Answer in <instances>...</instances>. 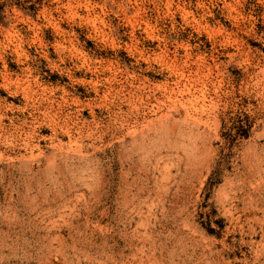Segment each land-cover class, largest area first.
<instances>
[{"label":"rangeland","instance_id":"374dc122","mask_svg":"<svg viewBox=\"0 0 264 264\" xmlns=\"http://www.w3.org/2000/svg\"><path fill=\"white\" fill-rule=\"evenodd\" d=\"M0 264H264V0H0Z\"/></svg>","mask_w":264,"mask_h":264},{"label":"trees","instance_id":"16d2710c","mask_svg":"<svg viewBox=\"0 0 264 264\" xmlns=\"http://www.w3.org/2000/svg\"><path fill=\"white\" fill-rule=\"evenodd\" d=\"M231 129L235 130L234 138H244V139H246L248 137V135H249L250 124H249L248 120H245V122L243 123L242 120L238 118L232 124ZM230 137H232V136L230 135ZM214 176H216L215 173H213L211 175L209 181H212L214 179ZM215 183H217V180H216ZM207 231L209 233L213 232L212 229H209Z\"/></svg>","mask_w":264,"mask_h":264},{"label":"bare ground","instance_id":"6f19581e","mask_svg":"<svg viewBox=\"0 0 264 264\" xmlns=\"http://www.w3.org/2000/svg\"><path fill=\"white\" fill-rule=\"evenodd\" d=\"M176 99V98H175ZM51 100V99H50ZM23 142V141H22Z\"/></svg>","mask_w":264,"mask_h":264}]
</instances>
